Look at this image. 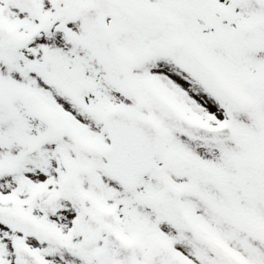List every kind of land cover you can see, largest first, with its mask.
I'll list each match as a JSON object with an SVG mask.
<instances>
[{"label":"snow or ice","instance_id":"6c2138e0","mask_svg":"<svg viewBox=\"0 0 264 264\" xmlns=\"http://www.w3.org/2000/svg\"><path fill=\"white\" fill-rule=\"evenodd\" d=\"M0 264H264V0H0Z\"/></svg>","mask_w":264,"mask_h":264}]
</instances>
